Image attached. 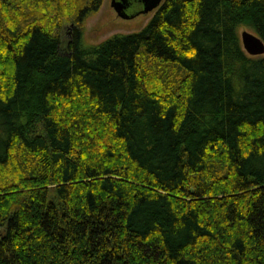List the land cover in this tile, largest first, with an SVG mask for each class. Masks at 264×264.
<instances>
[{
	"label": "trees",
	"instance_id": "16d2710c",
	"mask_svg": "<svg viewBox=\"0 0 264 264\" xmlns=\"http://www.w3.org/2000/svg\"><path fill=\"white\" fill-rule=\"evenodd\" d=\"M102 1L0 0V264H264V0Z\"/></svg>",
	"mask_w": 264,
	"mask_h": 264
},
{
	"label": "rangeland",
	"instance_id": "374dc122",
	"mask_svg": "<svg viewBox=\"0 0 264 264\" xmlns=\"http://www.w3.org/2000/svg\"><path fill=\"white\" fill-rule=\"evenodd\" d=\"M111 1L103 0L99 11L87 18L84 24V41L88 46L99 45L118 34H129L140 31L154 14H141L133 19L124 20L116 14L111 6ZM71 24V20L64 18L60 27L57 26L55 29V32L63 34L65 41L69 39V27ZM244 31L254 33L250 29L243 27L240 29V37Z\"/></svg>",
	"mask_w": 264,
	"mask_h": 264
},
{
	"label": "water",
	"instance_id": "95a60500",
	"mask_svg": "<svg viewBox=\"0 0 264 264\" xmlns=\"http://www.w3.org/2000/svg\"><path fill=\"white\" fill-rule=\"evenodd\" d=\"M164 0H112L111 6L124 20L133 19L141 14H149L158 9ZM136 11V12H133ZM71 28V26L69 27ZM243 49L250 56H264V41L255 33L244 31L241 34Z\"/></svg>",
	"mask_w": 264,
	"mask_h": 264
}]
</instances>
